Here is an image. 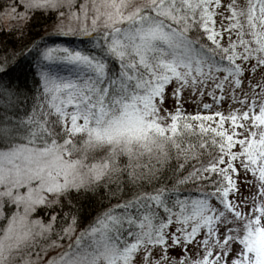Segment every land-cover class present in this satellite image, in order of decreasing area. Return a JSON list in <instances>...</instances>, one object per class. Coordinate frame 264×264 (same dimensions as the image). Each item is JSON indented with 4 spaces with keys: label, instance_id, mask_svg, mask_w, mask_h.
I'll return each mask as SVG.
<instances>
[{
    "label": "snow or ice",
    "instance_id": "6c2138e0",
    "mask_svg": "<svg viewBox=\"0 0 264 264\" xmlns=\"http://www.w3.org/2000/svg\"><path fill=\"white\" fill-rule=\"evenodd\" d=\"M264 0H0V264H264Z\"/></svg>",
    "mask_w": 264,
    "mask_h": 264
},
{
    "label": "rangeland",
    "instance_id": "374dc122",
    "mask_svg": "<svg viewBox=\"0 0 264 264\" xmlns=\"http://www.w3.org/2000/svg\"><path fill=\"white\" fill-rule=\"evenodd\" d=\"M262 243H264V241H262Z\"/></svg>",
    "mask_w": 264,
    "mask_h": 264
}]
</instances>
